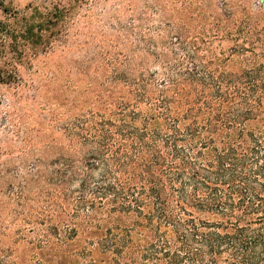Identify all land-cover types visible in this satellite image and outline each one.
Instances as JSON below:
<instances>
[{"label":"trees","instance_id":"obj_1","mask_svg":"<svg viewBox=\"0 0 264 264\" xmlns=\"http://www.w3.org/2000/svg\"><path fill=\"white\" fill-rule=\"evenodd\" d=\"M21 20L0 22L10 46L57 53L91 98L55 130L15 134L0 264L38 225L60 244L84 234L108 264H264V0H40ZM103 208L131 220L77 230Z\"/></svg>","mask_w":264,"mask_h":264},{"label":"rangeland","instance_id":"obj_2","mask_svg":"<svg viewBox=\"0 0 264 264\" xmlns=\"http://www.w3.org/2000/svg\"><path fill=\"white\" fill-rule=\"evenodd\" d=\"M190 1L193 2V0ZM252 1L258 2V0ZM39 2L40 0H0V22H11L17 18L19 27L22 23L21 17L29 14L32 7ZM107 3L115 4L117 0H107ZM29 4L31 7H28ZM108 7L109 5H106V8ZM84 11L81 14H85L88 18V13ZM105 18L108 17L104 15L99 18L100 22ZM97 24L98 22L93 20L89 29L97 30ZM5 34V31H0V66L9 59L12 65L1 69L5 82L0 81V141L12 138L13 143L7 154H0V164L6 160V167L12 168L17 166L15 159L19 143L14 142L16 133L33 136L35 129L40 128L41 125L55 130V124L64 118L75 113H85L88 110L87 104L91 95L86 94V86L89 85L90 78L75 70L70 71L62 64V60L66 62L63 57L55 52L41 50L25 61L21 54V47L15 50L10 46L11 42ZM230 45L229 40L212 42V48L216 53L226 54ZM70 56L79 58L81 52L74 50ZM47 132L46 130L45 134ZM93 214L94 217L79 220L78 231L82 227L87 229L99 225L103 226L104 232L109 226H123L131 220L128 215H122L120 219L123 221H119L117 213L110 212L106 208L99 209ZM107 221L111 224L104 227ZM10 228V232H14L16 226L12 224ZM31 229L23 228L19 237H10L16 239V243L12 246L15 250L14 260L18 264H60L62 259L65 260L64 264H108L110 262V260L99 261V254H103L95 247L97 243L90 244L92 241L84 234L75 235L67 239L66 243L60 244L43 227L38 225L32 226ZM9 242L8 240L7 244ZM91 248L94 249L92 252H90Z\"/></svg>","mask_w":264,"mask_h":264}]
</instances>
